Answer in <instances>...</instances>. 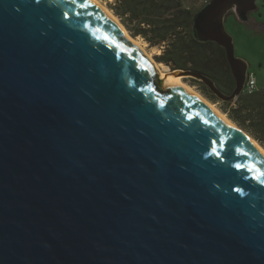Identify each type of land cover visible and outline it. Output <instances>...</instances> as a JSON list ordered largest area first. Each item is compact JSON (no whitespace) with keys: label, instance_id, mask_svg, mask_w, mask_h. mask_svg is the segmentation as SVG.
<instances>
[{"label":"water","instance_id":"95a60500","mask_svg":"<svg viewBox=\"0 0 264 264\" xmlns=\"http://www.w3.org/2000/svg\"><path fill=\"white\" fill-rule=\"evenodd\" d=\"M258 1L193 16L194 38L226 51L230 96L173 73L240 97L250 66L226 20L248 23ZM110 15L93 0H0V264H264V178L250 170L264 151L162 80Z\"/></svg>","mask_w":264,"mask_h":264},{"label":"trees","instance_id":"16d2710c","mask_svg":"<svg viewBox=\"0 0 264 264\" xmlns=\"http://www.w3.org/2000/svg\"><path fill=\"white\" fill-rule=\"evenodd\" d=\"M111 10L134 37H141L153 47H163L160 62L178 69L201 72L216 82L220 91L230 96L236 80L224 48L214 42L200 43L192 33L197 11L186 8L182 0H113ZM201 9V8H200ZM204 93L219 98L202 82ZM220 99V98H219ZM223 101L233 122L264 141V89L244 93L236 100Z\"/></svg>","mask_w":264,"mask_h":264},{"label":"rangeland","instance_id":"374dc122","mask_svg":"<svg viewBox=\"0 0 264 264\" xmlns=\"http://www.w3.org/2000/svg\"><path fill=\"white\" fill-rule=\"evenodd\" d=\"M98 1L103 7L110 11L109 13H111L115 19L122 23L120 18L116 16L110 8V4L113 2V0ZM209 1L210 0H182L184 6L186 8L192 9L193 11H197L198 9L202 8ZM261 12L263 16L262 19H260L262 20V23H264V7L261 9ZM226 28L234 38L236 56L246 60L249 63L250 72L254 73L257 78L258 88L261 87L260 89H264V31H256L245 26V24L237 20L234 13L228 16L226 20ZM127 32L134 42H139L141 44L144 53L155 61L159 71H162L163 73L173 72V69L170 66L160 62L159 58L163 52V47H153L141 37H134L128 30ZM180 77L184 86L192 88L196 93L203 96V98L212 103L216 109L220 110L230 119L229 114L225 112L227 105L223 101H221L219 98L211 99L209 96H207L203 91L202 85L197 83L195 79L182 76ZM233 123L241 130L249 133L251 138L264 148V141L259 140L256 136H254L248 130H245V128L240 126L238 123Z\"/></svg>","mask_w":264,"mask_h":264},{"label":"bare ground","instance_id":"6f19581e","mask_svg":"<svg viewBox=\"0 0 264 264\" xmlns=\"http://www.w3.org/2000/svg\"><path fill=\"white\" fill-rule=\"evenodd\" d=\"M93 1H95L97 4H99V6L105 11V12H107L109 15H110V11H108V9H106L105 7H103L100 3H99V1L98 0H93ZM111 16V15H110ZM112 17V16H111ZM115 21H116V19L115 18H113ZM125 34H126V36L134 43V44H136L142 51H143V47L141 46V44L139 43V42H134V40L133 39H131L130 38V36H129V34H128V32H125ZM144 52V51H143ZM145 54V53H144ZM146 55V54H145ZM147 56V55H146ZM147 57H149V56H147ZM149 59H151L152 60V62L155 64V67H156V69H157V72L158 73H160V74H162L161 75V79L162 80H164L165 82H167V83H177V84H181V85H183L184 86V84L182 83V80L180 79L181 77L179 76V75H177V74H175V73H173V72H169V73H163L162 71H159L158 70V67H157V65H156V63H155V61L151 58V57H149ZM186 88H188V89H190L191 91H193L194 93H196L192 88H190V87H188V86H185ZM197 95H199L198 93H196ZM200 97H202L203 98V96H201V95H199ZM204 100H206L205 98H203ZM207 101V100H206ZM207 102H209V101H207ZM210 103V102H209ZM210 104H212V103H210ZM213 105V104H212ZM214 106V105H213ZM215 107V106H214ZM216 108V107H215ZM218 110V109H217ZM220 113H221V115H223L226 119H228L235 127H237L224 113H222L220 110H218ZM240 129V128H239ZM250 139L258 146V147H260L263 151H264V148L262 147V146H260L254 139H252L251 137H250Z\"/></svg>","mask_w":264,"mask_h":264},{"label":"flooded vegetation","instance_id":"af4514ba","mask_svg":"<svg viewBox=\"0 0 264 264\" xmlns=\"http://www.w3.org/2000/svg\"><path fill=\"white\" fill-rule=\"evenodd\" d=\"M257 5H258L257 10L250 14L249 22L245 24V26H247L253 30H256V31H258V28L260 26H264V23H262V20H261L262 16H263L261 9L264 7V0H259L257 2ZM259 31H264V30L261 29ZM249 72H250V70H249ZM249 72H248V74H249Z\"/></svg>","mask_w":264,"mask_h":264},{"label":"built area","instance_id":"2783aa9c","mask_svg":"<svg viewBox=\"0 0 264 264\" xmlns=\"http://www.w3.org/2000/svg\"><path fill=\"white\" fill-rule=\"evenodd\" d=\"M258 89V81L254 73L249 72L245 86V92L252 94Z\"/></svg>","mask_w":264,"mask_h":264},{"label":"snow or ice","instance_id":"6c2138e0","mask_svg":"<svg viewBox=\"0 0 264 264\" xmlns=\"http://www.w3.org/2000/svg\"><path fill=\"white\" fill-rule=\"evenodd\" d=\"M76 0H72V3H75ZM36 3H40V0H36ZM82 6H87V5H82ZM215 155L219 156L220 153L219 152H215ZM237 168L241 167L240 165H236ZM250 170H255L257 171L258 175L254 177V179H256L257 181L261 180V178H264V170H259V169H250ZM237 192L241 191V189L237 188L236 189Z\"/></svg>","mask_w":264,"mask_h":264},{"label":"crops","instance_id":"0c3cea01","mask_svg":"<svg viewBox=\"0 0 264 264\" xmlns=\"http://www.w3.org/2000/svg\"><path fill=\"white\" fill-rule=\"evenodd\" d=\"M261 88V87H260Z\"/></svg>","mask_w":264,"mask_h":264}]
</instances>
